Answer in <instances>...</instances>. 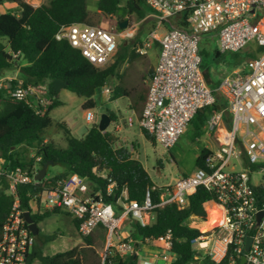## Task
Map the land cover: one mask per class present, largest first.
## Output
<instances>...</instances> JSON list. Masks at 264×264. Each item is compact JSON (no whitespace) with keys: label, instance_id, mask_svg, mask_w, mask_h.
Listing matches in <instances>:
<instances>
[{"label":"built area","instance_id":"2783aa9c","mask_svg":"<svg viewBox=\"0 0 264 264\" xmlns=\"http://www.w3.org/2000/svg\"><path fill=\"white\" fill-rule=\"evenodd\" d=\"M140 1L153 11L157 22L155 30L132 49L144 55L155 43L159 54L137 119L139 127L168 149L185 132L195 112L212 107L220 95L225 108L212 109L206 120L208 131L214 134L215 148L208 149L201 167L172 183L147 189L141 202L130 201L126 188L120 189L115 202H104L99 190L94 191L89 182L74 173L56 180L52 188L37 191L30 208L37 213L40 208L69 212L80 220V236L102 228L107 246L101 264H105L110 249L122 260L136 256V246L140 244L129 234L119 232L125 218H133L144 227L153 220V208L173 203L183 208L188 196L202 187L215 196L220 213L209 226L207 220L190 217L191 228L205 230L190 240L196 252L193 258H207L213 264L223 260L226 264H240L241 258L243 264H264V0ZM167 24L182 28H168ZM161 26L163 31L158 34L156 29ZM209 35L217 39L215 51L219 54L247 50L250 55L215 88L207 84L200 68L201 36ZM53 37L67 41L94 66H103L116 51L118 39L133 40L135 31L128 26L117 32L95 25L70 24L62 25ZM34 90L18 88L13 96L26 98ZM111 90L106 85L100 88L103 95H109ZM83 118L86 123L94 120L89 108L83 111ZM35 160L39 161V157ZM253 175H259V180L254 181ZM33 176L20 167L6 168L0 157V189L3 180L5 193L12 198L0 230V264H40L30 258L35 237L24 222L17 193L20 184L38 182ZM113 185H106L107 196L113 193ZM155 188L159 189L157 204L151 197ZM161 240L166 248L170 247L169 232ZM152 257L141 264H158V259L166 264L172 259L155 253Z\"/></svg>","mask_w":264,"mask_h":264},{"label":"trees","instance_id":"16d2710c","mask_svg":"<svg viewBox=\"0 0 264 264\" xmlns=\"http://www.w3.org/2000/svg\"><path fill=\"white\" fill-rule=\"evenodd\" d=\"M4 1L0 0V6ZM11 1L15 5V13L0 11V72L18 69L20 78L6 80L0 85V157L4 159L6 168L20 167L31 175L47 161L63 168L61 173L52 177L44 176L37 183L20 184L17 187L20 208L30 212L36 224L50 214L63 213L71 216L69 212L57 209L45 210L42 213L33 212L29 203L37 191L52 188L56 180L74 173L89 182L94 191L99 190L104 202H115L122 188H126L130 201L141 202L146 190L154 186L146 169L139 160L132 158V153L127 148L115 146L113 134L106 130L101 132L98 123L91 125L78 139L71 134L65 123L59 124L64 133L66 147L57 146L45 135V129L51 124L50 111L61 104L58 100L60 91L68 90L83 98L82 109L92 108L96 104L94 95L100 92V88L105 86L109 78L116 75L118 64L125 60L131 62L142 56L132 49L135 44L130 49L127 45H121L122 52L118 53L108 66H94L67 41H58L53 37L62 25H93L87 0H47L39 7H33L24 0ZM97 9L103 15L119 16V23L125 15L140 20L149 14L148 7L140 0H125L122 5L121 0H97ZM174 26L182 28L178 24H167L168 28ZM116 28L121 30L118 25ZM199 52L202 57L205 55L202 47ZM214 56H219L218 51H214ZM20 60L25 64L20 65ZM200 68L204 69L202 64ZM218 83L210 87L215 88ZM28 87L43 90L45 103L39 104L30 96H13L16 89ZM145 94L144 91L138 101L130 106L138 116ZM122 95L128 94L115 85L111 90L110 100ZM225 106L222 97L217 95L212 107L195 112L192 118L196 117L199 126H203L212 109H224ZM105 114L111 123L116 121L115 113L105 111ZM141 131L144 138L153 141L144 129ZM207 152L206 148L200 150L194 162L195 168L202 166L201 160ZM36 157H39V161L35 160ZM109 182L114 183L113 193L107 196L105 187ZM5 188L6 183L1 180L0 230L12 203V198L5 193ZM261 191L264 192V187ZM151 197L154 204L159 202L158 188L151 192ZM219 208L215 196L198 187L188 196L187 206L179 208L173 203L155 207L152 209L153 220L150 224L143 227L137 221L130 223L129 236L137 244H151L159 250L165 249L172 258L169 264H193L196 262L193 258L196 252L192 250L190 240L205 230L191 228L186 220L190 217L199 220L216 219L220 213ZM71 221L77 231L80 220L72 218ZM166 231L170 234L169 248H166L161 240ZM34 237L35 245L30 258L40 264H101L93 250L91 234L80 236L86 246L68 248L51 255L43 254V242L39 233ZM53 238L54 236H50L45 240L51 241ZM111 250H108L105 264H141L136 256L122 260ZM203 260L207 264H213L207 258ZM219 264H226V260Z\"/></svg>","mask_w":264,"mask_h":264},{"label":"rangeland","instance_id":"374dc122","mask_svg":"<svg viewBox=\"0 0 264 264\" xmlns=\"http://www.w3.org/2000/svg\"><path fill=\"white\" fill-rule=\"evenodd\" d=\"M124 1L125 0H121V5L124 4ZM44 2H47V0H44ZM14 6L11 0H5L3 5L0 6V11L15 13ZM87 7L93 20V25L118 32L116 27L119 24V16H107L99 13L97 9V0H87ZM148 9L149 14L140 20L131 15H125L123 17H126L128 20L127 26L135 31V41H133L134 38L133 40L118 39L116 51L105 66L111 64L117 54L122 52L120 49L121 45H127L130 49L133 44H138L140 41L145 40L148 34L152 30H155L157 21L152 17V14H154L153 11L150 8ZM162 31L163 26L156 29L158 34H161ZM201 39L200 46L205 51L202 64L204 76H209L210 81L214 84L227 75H230L234 68L240 66L245 59L250 57L247 50L237 53H220L219 56L215 57L214 51L217 47V39L212 35L201 36ZM151 47L153 48L146 56L142 55L131 62L125 60L121 64H118L115 69L116 75L109 78L105 85L109 88H113V85L116 84L125 90L128 95H122L115 100H110V94L103 95L102 92L98 91L94 95L96 101L95 106L89 108L94 115V120L91 123H86L83 118L84 109L81 108V105H83L84 99L79 98V96L68 90H62L59 96L62 104L54 107L50 111L49 116L51 124L45 129V135L47 139L52 140L57 146L66 147L64 133L59 124H64L66 122L71 129L72 135L78 139L83 136L86 129L94 123L99 122L101 113L103 114L105 111H111L115 113L116 121L113 123L110 122L111 124H109L108 131L114 136V145L127 148L132 153V158L139 160L146 169L154 186L161 187L168 182H174L175 179L183 176L194 168V162L198 152L205 144L203 141L205 136L199 137L198 139L194 138V129L191 127L186 129L185 132L179 136L178 141L172 147L165 149L154 141H148V139L144 138L142 135L141 128L137 123L139 116L135 111L129 110V103L131 102L132 106L133 103L138 101L139 97L144 94L146 89L149 77L147 74L143 76L144 66L147 65L148 58L151 59L152 52L154 53L157 45L153 43ZM19 64L23 65L25 63L20 60ZM18 78H20V71L18 69L11 71L3 70L0 72V85L4 84L6 80ZM111 80H113V83ZM28 96L35 102H39V104L45 103V96L41 89L30 92ZM128 119L131 120V125L128 124ZM62 171L63 168L60 165H48L45 177H52ZM253 180L258 181L259 175H253ZM39 212H44L43 208H40ZM71 219L69 215L55 213L37 222L38 233L43 242L41 246L43 254L51 255L68 248L86 246V243L72 226ZM190 221L192 222L191 218H188L186 223L188 224ZM134 222H136V220L133 218H125L122 226H120L119 232L129 234V230L131 229L130 223ZM50 236H54L53 240H45L46 237ZM91 237L93 239V250L97 259L101 262V258L107 246L106 233L102 228H97L91 233ZM141 245L142 244L136 247L138 248ZM141 249L142 254H139V259L142 261L152 260L154 253L159 255L164 254L166 257H170L168 252L162 250L156 251L151 244L143 245ZM144 253L145 255H143ZM141 260L139 263H141ZM171 261L172 259L168 260L166 264L171 263ZM157 263L165 264L161 259H158ZM193 264L207 263L204 262L203 258H200Z\"/></svg>","mask_w":264,"mask_h":264},{"label":"crops","instance_id":"0c3cea01","mask_svg":"<svg viewBox=\"0 0 264 264\" xmlns=\"http://www.w3.org/2000/svg\"><path fill=\"white\" fill-rule=\"evenodd\" d=\"M30 1H32L33 3H35L37 6H40L43 2H44V0H30ZM153 47H150L149 49H148V51H147V53L145 54V55H143V56H146L147 54H149V51L152 49ZM154 50V49H153ZM158 54H159V52H158V48H156L155 50H154V53L152 52V57H151V59H149L148 58V63H147V65H145L144 66V75L143 76H145V74H147V76L149 77L152 73H153V69H154V66H155V64H156V62L158 61ZM148 70H149V72H148ZM148 72V73H147ZM144 78V77H143ZM206 78V82H207V84L209 85V86H215V84L212 82V81H210V78H209V76H207V77H205ZM144 80L146 81V79L144 78ZM148 80V79H147ZM111 82L113 83V80H111ZM116 85V84H115ZM115 85H113V87L115 86ZM147 85H148V82H147ZM147 85H146V89H147ZM146 89H145V93H146ZM62 91V90H61ZM61 91H60V93H61ZM60 93H59V96H60ZM146 95V94H145ZM58 100L61 102V100L59 99V97H58ZM61 104H62V102H61ZM131 106V102L129 103V108H131L130 107ZM128 108V109H129ZM129 110H132L133 112H134V110L133 109H129ZM65 124H66V122H65ZM111 124V123H110ZM66 126L68 127V129L70 130V132H71V129H70V127L68 126V124H66ZM109 127V126H108ZM108 127H107V129H106V131H108ZM117 127V126H116ZM191 127H193V129H194V138H196V139H198L199 137H203V136H205V139L203 140L204 142H205V144H204V146L202 147V148H206V149H213V148H215V146H216V141H215V138H214V134L213 133H211V132H209L208 131V129H207V127H206V122H205V124L203 125V126H199V124H198V120H197V118L195 117V118H192V120L190 121V123L188 124V126H187V128L186 129H188V128H191ZM109 132V131H108ZM72 134V133H71ZM179 139V138H178ZM178 139L176 140V142L178 141ZM175 142V143H176ZM201 148V149H202ZM200 149V150H201ZM200 150H199V152H200ZM199 152H198V154H199ZM198 156V155H197ZM197 158V157H196ZM195 170V166H194V168L193 169H191L190 171H188L187 173H185L183 176H186V175H188V174H190V173H192L193 171ZM142 246V245H141ZM141 246L140 247H138L137 248V251H136V257H137V259H138V261L140 262V260L141 259H139V254L141 253L142 254V249H141ZM143 255H145V253L143 254ZM141 262H142V260H141Z\"/></svg>","mask_w":264,"mask_h":264},{"label":"water","instance_id":"95a60500","mask_svg":"<svg viewBox=\"0 0 264 264\" xmlns=\"http://www.w3.org/2000/svg\"><path fill=\"white\" fill-rule=\"evenodd\" d=\"M127 24H128V20H127V18L125 17V18H123L122 21L118 24V27L122 29V28L127 27ZM109 124H110V119H109L108 115L105 114V113H103V114L101 113V114H100V119H99V122H98V128H99V130H100L101 132L104 131V130H106L107 127L109 126ZM48 165H51V166H52L51 161H47V162H44V163L42 164L41 168H40V169L36 172V174H34V176H33V179H34L35 181H39V180H41L42 178H44V176H45V174H46V169H47V166H48ZM23 217H24V222H25L27 228L29 229V231H30L34 236L38 235V228H37V225H36L34 219L31 217L30 212H28V211H26V212L23 211ZM249 241H250V238L248 237V238H247L246 248H247V246H248ZM243 260H244V259L241 258V262H240V264H243Z\"/></svg>","mask_w":264,"mask_h":264},{"label":"bare ground","instance_id":"6f19581e","mask_svg":"<svg viewBox=\"0 0 264 264\" xmlns=\"http://www.w3.org/2000/svg\"><path fill=\"white\" fill-rule=\"evenodd\" d=\"M214 222H216L215 219H213V220H207L206 225L209 226L210 224H212V223H214Z\"/></svg>","mask_w":264,"mask_h":264}]
</instances>
